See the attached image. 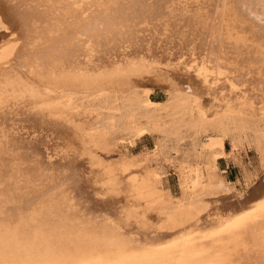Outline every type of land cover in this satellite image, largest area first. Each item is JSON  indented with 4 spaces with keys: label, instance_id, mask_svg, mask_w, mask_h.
<instances>
[{
    "label": "bare ground",
    "instance_id": "1",
    "mask_svg": "<svg viewBox=\"0 0 264 264\" xmlns=\"http://www.w3.org/2000/svg\"><path fill=\"white\" fill-rule=\"evenodd\" d=\"M146 133L218 146L175 196L97 156ZM258 171L264 0H0V264H264Z\"/></svg>",
    "mask_w": 264,
    "mask_h": 264
},
{
    "label": "rangeland",
    "instance_id": "2",
    "mask_svg": "<svg viewBox=\"0 0 264 264\" xmlns=\"http://www.w3.org/2000/svg\"><path fill=\"white\" fill-rule=\"evenodd\" d=\"M166 98L167 94L162 89L156 90L153 95V99L158 102H162ZM88 120L85 116L81 119L82 122H88ZM118 136L120 135H115L112 138L113 140L108 141L107 144L104 143L98 146V149H96L98 158L101 161L104 160L103 162L106 164H124L129 168V171H136L139 166H143L145 171H150L161 179L162 185L164 184V190L166 191L167 189L166 192L171 193L172 191L175 196L181 194L179 171L183 170V166L196 167L198 163L197 156L204 158L209 148H216L218 146L217 141L212 137L202 138L196 146L191 144L190 139H186L184 143L181 141L182 143L176 146L172 140L164 139L165 135H162V137L159 133H146L134 143L135 145L122 139H119L120 141L114 139ZM224 149L227 159L223 158L219 160V171L222 173L223 179L236 184L238 190L242 192L244 190L241 188V183H244L243 175L245 167L251 171L255 170L258 166L255 153L252 150H248L247 152L241 151L234 159L231 155L229 143L226 142ZM260 184L264 183L258 171L257 175L254 176V180L250 182L246 189L257 188L261 186Z\"/></svg>",
    "mask_w": 264,
    "mask_h": 264
}]
</instances>
